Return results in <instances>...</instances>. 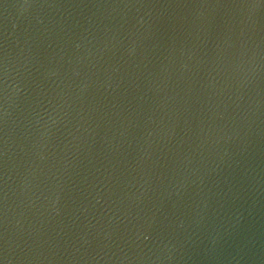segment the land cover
I'll use <instances>...</instances> for the list:
<instances>
[{
    "label": "water",
    "instance_id": "obj_1",
    "mask_svg": "<svg viewBox=\"0 0 264 264\" xmlns=\"http://www.w3.org/2000/svg\"><path fill=\"white\" fill-rule=\"evenodd\" d=\"M0 264H264V0H0Z\"/></svg>",
    "mask_w": 264,
    "mask_h": 264
}]
</instances>
